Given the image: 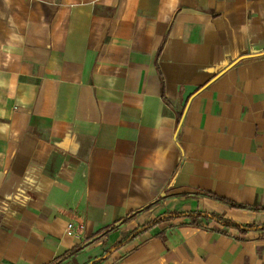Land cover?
Segmentation results:
<instances>
[{
  "label": "crops",
  "instance_id": "crops-1",
  "mask_svg": "<svg viewBox=\"0 0 264 264\" xmlns=\"http://www.w3.org/2000/svg\"><path fill=\"white\" fill-rule=\"evenodd\" d=\"M223 200L264 207V0H0V264H264L191 216L116 248L264 225Z\"/></svg>",
  "mask_w": 264,
  "mask_h": 264
},
{
  "label": "trees",
  "instance_id": "trees-1",
  "mask_svg": "<svg viewBox=\"0 0 264 264\" xmlns=\"http://www.w3.org/2000/svg\"><path fill=\"white\" fill-rule=\"evenodd\" d=\"M223 201L226 202L233 209H248V210H252V211H259V210H263L264 211V207H261V206L253 207V206H247V205H240V204L234 203L232 201H227V200H223ZM136 216H137V214H132L131 216H129L128 218H126L124 220V223L128 222L131 218L136 217ZM185 216H191V217H195V218L211 219V220H214V221L222 224L226 228L239 229V230L242 231V233H248V232L253 231V230L264 229V225H256V226L242 225L240 223L227 220V219H225V218H223L221 216H218V215H215V214H211V213H206V212L190 213V214H185V213L164 214L162 217H159L156 220L148 222V223L144 224L143 226H141V227L135 229L134 231H132L127 236V238L125 240H123L121 243H119L117 245L116 248L117 249L121 248L122 246H124L128 242L134 240L135 238L139 237L140 235L144 234L145 232L155 228L160 222H162L167 217L182 218V217H185ZM106 230L109 231V228H107ZM80 250H81V248H77V249L73 250L72 252L64 255L62 258L57 260L55 262V264H58L59 262H62V260H65V259L69 258L70 256H73V255L77 254ZM105 256H106V254L100 260L104 259Z\"/></svg>",
  "mask_w": 264,
  "mask_h": 264
},
{
  "label": "water",
  "instance_id": "water-1",
  "mask_svg": "<svg viewBox=\"0 0 264 264\" xmlns=\"http://www.w3.org/2000/svg\"><path fill=\"white\" fill-rule=\"evenodd\" d=\"M193 90H194L193 87H189V88H187V91H188V92H187V94L185 95V101L188 100V97H189V95L192 93ZM122 224H123V221H120V222L114 224L112 227L109 228V231H111L113 228H118V227H120ZM104 234H105V232L102 233V234H100V235H97V236L93 237L92 239L88 240V241L84 244V246H87V245H90V244L94 243V242L97 241L100 237H102ZM62 261H63V260H62Z\"/></svg>",
  "mask_w": 264,
  "mask_h": 264
},
{
  "label": "built area",
  "instance_id": "built-area-1",
  "mask_svg": "<svg viewBox=\"0 0 264 264\" xmlns=\"http://www.w3.org/2000/svg\"><path fill=\"white\" fill-rule=\"evenodd\" d=\"M69 230H70L71 232L74 231V227H73V225H69Z\"/></svg>",
  "mask_w": 264,
  "mask_h": 264
}]
</instances>
